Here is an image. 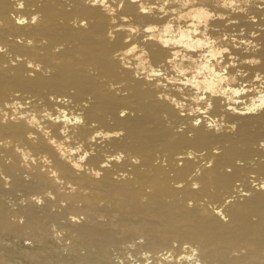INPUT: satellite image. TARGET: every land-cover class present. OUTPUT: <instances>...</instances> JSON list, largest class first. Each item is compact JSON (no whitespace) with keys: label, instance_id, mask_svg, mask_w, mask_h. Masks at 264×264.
<instances>
[{"label":"bare ground","instance_id":"obj_1","mask_svg":"<svg viewBox=\"0 0 264 264\" xmlns=\"http://www.w3.org/2000/svg\"><path fill=\"white\" fill-rule=\"evenodd\" d=\"M127 256L264 264V0H0V264Z\"/></svg>","mask_w":264,"mask_h":264},{"label":"rangeland","instance_id":"obj_2","mask_svg":"<svg viewBox=\"0 0 264 264\" xmlns=\"http://www.w3.org/2000/svg\"><path fill=\"white\" fill-rule=\"evenodd\" d=\"M57 258H59V259H62V257L61 256H56ZM128 257V258H127ZM127 257H125V259H130V257H132V256H127ZM133 261H131L132 260V258L129 260V261H124V258H123V261L122 262H120L121 264H123V262L125 263V264H139L140 263V260H137L135 257H133ZM136 260L138 261V263L136 262ZM127 262V263H126ZM129 262V263H128ZM133 262V263H132ZM55 264H62V262H59V261H57V262H55Z\"/></svg>","mask_w":264,"mask_h":264},{"label":"snow or ice","instance_id":"obj_3","mask_svg":"<svg viewBox=\"0 0 264 264\" xmlns=\"http://www.w3.org/2000/svg\"><path fill=\"white\" fill-rule=\"evenodd\" d=\"M92 2L95 4V3H101L103 4L104 3V0H92ZM143 11H147V9H142ZM33 19H35V17H33ZM135 29H133L134 31ZM156 75H160L159 73H156ZM252 109H249V111H251ZM65 119H67V117H65ZM197 124L200 123L199 120L195 121ZM81 159H83V157H81ZM77 167H79V165H77Z\"/></svg>","mask_w":264,"mask_h":264}]
</instances>
